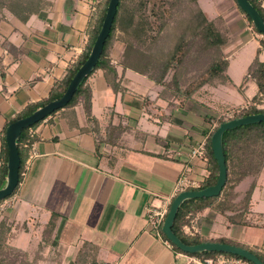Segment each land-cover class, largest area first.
<instances>
[{
	"label": "crops",
	"instance_id": "1",
	"mask_svg": "<svg viewBox=\"0 0 264 264\" xmlns=\"http://www.w3.org/2000/svg\"><path fill=\"white\" fill-rule=\"evenodd\" d=\"M101 1L50 0L47 8L25 22L9 14L0 16V165L9 122L28 103L46 98L83 52L89 19ZM218 14L230 37L224 49L225 81L202 86L184 106L171 110L166 100L158 98L152 80L118 66L123 44L116 41L111 62L117 65L122 90L114 92L101 69L86 81L91 86L92 115L102 133L112 130L111 138L96 142L87 130L81 103L43 119L33 129L37 141L15 193L0 203V222L40 228L37 245H45L49 254L54 248L44 239L53 243L62 228H75L80 238L76 255L81 251L87 264H193L152 231L147 208L165 205L184 173L199 185L203 182L205 158L192 157V148L206 141L211 122L220 113L251 104L256 94L253 80L242 82L256 55L264 61V49L257 53L264 33L252 32L237 7ZM256 105L264 108V98ZM244 181L248 183L241 188V182L240 190L251 180ZM248 211L243 223H230L207 207L183 231L206 239L224 238L264 254V166ZM52 213L58 217L52 232L45 234ZM26 238L25 232L18 236L21 252L32 250Z\"/></svg>",
	"mask_w": 264,
	"mask_h": 264
},
{
	"label": "trees",
	"instance_id": "2",
	"mask_svg": "<svg viewBox=\"0 0 264 264\" xmlns=\"http://www.w3.org/2000/svg\"><path fill=\"white\" fill-rule=\"evenodd\" d=\"M249 1L264 20V0ZM108 3L109 0H102L96 5L86 29L88 42L83 52L67 68L64 75L54 83L47 97L37 102L28 103L9 124L63 95L69 81L86 60L91 50L102 25ZM50 4V0H0V16L9 14L25 22L33 14L47 8ZM234 4L244 14L254 30L264 33L256 29L249 16L238 6L236 0H234ZM229 40V30L223 16L218 14L214 18H208L200 8L198 0H119L101 55L91 73L96 69H101L112 90L114 92L122 90L117 65L111 62L114 43L119 41L123 44V50L117 63L118 66L124 70L131 69L152 80L157 87L158 98L166 100L168 107L175 110L184 106L187 100L202 86L217 85L226 80L225 72L228 59L224 49ZM260 46L257 53L264 49V40L260 41ZM91 73L85 76L72 98L63 108L81 103L88 122L87 130L90 129L96 142L106 141L111 138L112 130H105L102 133L99 129V121L93 117L91 112V86L86 83ZM248 80L255 82L256 94L248 107L235 109L234 118L264 113V108H259L256 105L264 98V61H260L257 55L249 64L242 83H246ZM59 110L61 108L53 111L50 115ZM210 118L212 117L208 118V122ZM214 120L218 122V125L224 122L222 118H215ZM40 122L42 120L23 128L16 141L20 158L18 184L12 194L0 200V203L15 193L21 181L25 162L30 155L33 144L37 141V136L31 135L30 130H33ZM217 127L209 133L206 139L204 158L207 175L199 187L195 188L196 190L213 185L217 181L219 169L211 149V136ZM221 141L227 169L226 181L221 193L213 197L185 199L177 210L171 229L185 244L227 243L249 250L264 263V254L254 248L224 238L206 239L199 234H188L183 231V226L188 224L198 211L207 207L222 214L230 223H243L249 212L250 197L255 180L264 166V122L250 123L228 129L223 132ZM2 146L0 188L4 186L7 174L8 147L5 136L2 137ZM246 179L251 180L248 187L245 190H240V183ZM57 217V213H52L49 220L50 224L46 225L43 230L45 234L51 229L53 220ZM7 230H10V226L1 221V248L6 242L5 231ZM161 233L167 239L162 230ZM171 244L175 250L183 252L172 242ZM80 254L81 251L76 255V260H79ZM186 254L202 259L225 255L246 260L238 255L219 251H200ZM22 255L24 264L30 262H32L30 264H35V258L29 260L24 252ZM26 261L29 263H25ZM248 263L253 264L250 261ZM0 264H4L3 261Z\"/></svg>",
	"mask_w": 264,
	"mask_h": 264
},
{
	"label": "water",
	"instance_id": "3",
	"mask_svg": "<svg viewBox=\"0 0 264 264\" xmlns=\"http://www.w3.org/2000/svg\"><path fill=\"white\" fill-rule=\"evenodd\" d=\"M118 1L119 0H109L102 25L91 47V50L86 60L80 65L78 70L69 81L63 95L60 98L54 99L44 106L39 107L31 114L11 122L7 126L5 131V142L8 147L7 174L5 184L0 188V200L12 194L18 184L20 158L16 141L20 137L22 129L29 127L40 120H43L53 111L63 108L72 98V95L77 90L79 84L82 82L85 76L91 73L97 61L99 60L105 39L109 34L111 24L116 13ZM236 2L238 6L244 11V13L249 16L256 29L260 32H264V20L259 14L258 10L250 3V1L236 0ZM261 121L264 122V113L248 114L243 117L233 118L220 123L217 129L213 132L211 136V149L213 152V156L217 161L219 169L216 183L199 190L192 189L179 192L171 201L168 213L162 223L161 229L166 238L175 246H177L181 251L186 253H195L200 251H219L238 255L246 259L247 261L252 262L253 264H264L255 254L239 246L220 242H202L194 245L185 244L174 234L171 229L177 210L185 199L213 197L218 196L221 193L227 176V169L225 165V158L221 141L223 132L236 126Z\"/></svg>",
	"mask_w": 264,
	"mask_h": 264
},
{
	"label": "rangeland",
	"instance_id": "4",
	"mask_svg": "<svg viewBox=\"0 0 264 264\" xmlns=\"http://www.w3.org/2000/svg\"><path fill=\"white\" fill-rule=\"evenodd\" d=\"M198 4L208 18L214 17L218 12L228 14L231 8L236 7L234 0H198ZM247 183V181H243L241 188H245ZM3 207L4 206H2V208ZM52 230L53 229L51 227V229H49L50 233ZM5 232L6 242L2 248L0 247V263L3 261L4 264H24L22 252L17 248V243H19L18 236L23 232H25V236H27V241H29V243L32 245L30 247L32 250H27V252H24V255H26L29 260L35 258V264H57V260L59 259H63V261L61 260L58 264H71L73 262L74 256L76 255L77 247L80 246L79 233L75 228H62V233L57 232V235H59H56L58 237L57 239L52 237L54 239L53 243H50V239H44L46 240V243L50 245L51 249L54 248V254L52 251H50L49 254L48 251L45 250L47 248L45 245H42L43 251L41 250L42 246L40 247L37 245L41 229L36 226H30V228L23 229L22 226L15 227L10 225V230ZM22 243H24V241H22ZM27 246L29 245L27 244ZM54 257H56V259H54ZM57 257L59 258L57 259ZM78 258L80 260L74 261L75 264L88 263L86 258L82 259L80 256ZM25 263L29 262L26 261ZM92 263H95V261L90 262V264Z\"/></svg>",
	"mask_w": 264,
	"mask_h": 264
},
{
	"label": "built area",
	"instance_id": "5",
	"mask_svg": "<svg viewBox=\"0 0 264 264\" xmlns=\"http://www.w3.org/2000/svg\"><path fill=\"white\" fill-rule=\"evenodd\" d=\"M249 29L254 32L256 30L253 29L251 25H249ZM76 61V58H74L71 63H74ZM249 104L245 105L244 107H248ZM235 114V109H228L220 115H218L216 118H222L224 121H228L230 119L234 118ZM218 122L216 120H213L211 122V130L215 129L217 127ZM30 134H34V130H30ZM205 140L202 142L198 143L197 146L193 147L191 150V156L194 158H201L203 159L205 157ZM199 187V183L196 180H191L187 177V175L182 174L179 178L178 181L174 187V191L172 193V196L170 197L169 201L166 202L165 205L162 206H150L147 208V221L152 228V231L158 236L161 237V228H162V223L165 219V216L168 213L169 210V205L173 198L181 191L184 190H192ZM165 243L172 247L171 242L168 239L164 240ZM178 255L185 256L188 260L189 263L193 264H249L248 261L243 260L241 258H235L231 256H225V255H219L215 258H205L202 259L200 257L194 256V255H189L184 252H179ZM106 264V263H105Z\"/></svg>",
	"mask_w": 264,
	"mask_h": 264
}]
</instances>
